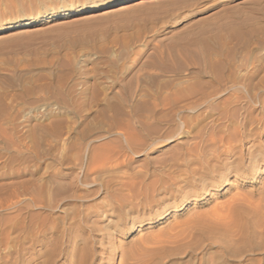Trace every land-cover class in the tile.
<instances>
[{
	"label": "rangeland",
	"instance_id": "rangeland-1",
	"mask_svg": "<svg viewBox=\"0 0 264 264\" xmlns=\"http://www.w3.org/2000/svg\"><path fill=\"white\" fill-rule=\"evenodd\" d=\"M263 223L264 0H0V264H264Z\"/></svg>",
	"mask_w": 264,
	"mask_h": 264
},
{
	"label": "bare ground",
	"instance_id": "bare-ground-1",
	"mask_svg": "<svg viewBox=\"0 0 264 264\" xmlns=\"http://www.w3.org/2000/svg\"><path fill=\"white\" fill-rule=\"evenodd\" d=\"M71 12H72V11H71ZM30 23H31V22H25L24 25L27 26V25H30ZM201 167H202V166H201ZM216 167H217V166H216ZM239 170H240V169H239ZM239 170H238V171H239ZM238 171H237V172H238ZM233 198H234V200H235V199H236V196L233 197ZM242 199H243V198H242ZM242 199H241V200H242ZM233 202H234V201H233ZM235 202H236V200H235ZM231 203H232V202H231ZM257 204H258V203H257ZM227 212H228V211H227ZM247 214H248V213H247ZM253 215H254V214H253ZM259 217H260V216H259ZM229 218H231V217H229ZM259 221H260V220H259ZM263 224H264V223H263ZM236 229H237V228H236ZM254 233H255V232H254ZM262 233H263V232H262ZM260 234H261V233H260ZM260 234H259V236H260ZM263 234H264V233H263ZM241 235H242V234H241ZM251 235H252V234H251ZM255 235H256V234H255ZM243 236H244V235H243ZM239 237H240V236H239ZM245 238H246V237H245ZM234 241H235V240H234Z\"/></svg>",
	"mask_w": 264,
	"mask_h": 264
}]
</instances>
